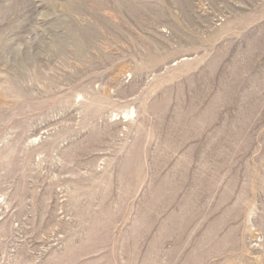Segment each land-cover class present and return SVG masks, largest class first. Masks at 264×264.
<instances>
[{
	"label": "rangeland",
	"instance_id": "374dc122",
	"mask_svg": "<svg viewBox=\"0 0 264 264\" xmlns=\"http://www.w3.org/2000/svg\"><path fill=\"white\" fill-rule=\"evenodd\" d=\"M0 264H264V0H0Z\"/></svg>",
	"mask_w": 264,
	"mask_h": 264
}]
</instances>
